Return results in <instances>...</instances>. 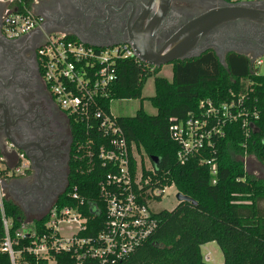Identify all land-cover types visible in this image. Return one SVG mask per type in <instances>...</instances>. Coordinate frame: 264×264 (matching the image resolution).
I'll return each mask as SVG.
<instances>
[{"label": "trees", "instance_id": "trees-1", "mask_svg": "<svg viewBox=\"0 0 264 264\" xmlns=\"http://www.w3.org/2000/svg\"><path fill=\"white\" fill-rule=\"evenodd\" d=\"M170 66L171 77L167 79L158 75V67H147L131 57L118 60L117 79L100 106L109 113L113 100L141 99L144 84L152 77L154 95L149 100L156 109L155 115L140 107L133 116H116L115 122L138 151L158 158L153 174L143 172V175L150 174V186L174 185L177 192L189 196L196 204L181 201L171 209L157 210L154 213L157 226L149 238L115 264H207L200 252V246L207 242H215L219 247L221 264H264V178L250 173L244 162L252 156L264 169V74L252 68L244 53L229 51L222 64L212 49L175 60ZM239 97L242 104L233 107V111H243L252 121L253 128L248 135L242 127L243 114L221 127L222 134L213 137L212 146L180 163L176 158L177 145L169 136V125L174 120L198 114L201 101L209 99L219 104ZM253 111L256 118L252 116ZM67 118L72 139L69 172L66 188L54 206L77 204L69 195L71 187L76 186L83 200L80 211L86 217V227L79 235L93 237L104 223L105 204L99 182L109 168L102 166L96 157L102 140L95 128L97 123L86 133L84 122ZM88 140L95 143L89 146L92 156L87 154ZM78 144H82L80 149ZM207 159L216 164V174L209 172V165L203 162ZM2 199L5 215L12 223L9 235L13 251H19L18 261L45 264V260L24 250L32 243L31 237L14 236V230L24 219L23 210L4 192ZM46 220V213L35 219L36 235L48 233L44 227ZM4 237L0 221V242ZM51 255L55 264L75 263L70 253L51 252ZM0 264H11L7 252L0 251Z\"/></svg>", "mask_w": 264, "mask_h": 264}, {"label": "built area", "instance_id": "built-area-1", "mask_svg": "<svg viewBox=\"0 0 264 264\" xmlns=\"http://www.w3.org/2000/svg\"><path fill=\"white\" fill-rule=\"evenodd\" d=\"M1 1L6 3L2 17L5 36L18 38L41 27L44 19L34 10L40 0ZM225 1L250 3L264 0ZM246 55L252 68L259 69L264 61V53L257 57L253 54ZM36 57L43 83L54 103L65 115L72 117L74 121L84 122L86 133L97 123L95 128L102 140L96 150V157L102 166L109 168L99 182L100 196L105 204L104 223L93 237L79 235L86 227V217L80 211L83 200L79 197L76 186H73L69 195L77 204L58 208L53 203L46 212L47 220L44 223L48 233L38 236L34 229L21 230L14 231V236L31 237L32 243L24 250L36 258H42L45 264H55L51 252L70 253L74 257V264L86 261H93L92 264H115L133 253L149 238L157 226L154 213L159 209L156 205L161 201L166 188L174 187L150 186V174L143 175V172L145 170L153 174L154 166L151 163L149 167H145L141 163L140 151L133 142L126 140L122 129L115 122L116 116L110 112V106L109 113H105L100 106L102 99L108 95L110 85L117 79V61L131 57L142 62L127 43L95 46L60 32L48 33L43 38L36 48ZM241 104L242 97L219 104L208 99L199 103L198 114L174 120L169 125L168 132L172 142L177 145V160L182 163L189 156L212 146L213 137L222 134L221 127L243 114L242 127L248 135L253 128L252 121L243 111H233V107ZM252 116L256 118L257 114L253 111ZM90 144L95 143L88 140L85 144L88 145L87 154L92 156ZM81 147L82 144H78V149ZM203 162L209 165L212 175L216 174V164L212 160ZM21 168L22 164L13 167L6 165L0 152V183L13 173H18ZM2 197L0 185V221L5 233L4 240L0 242V251L7 252L11 264H32L18 261L19 251L12 249L9 235L12 223L5 215ZM155 197L160 199L157 201ZM177 203L176 199L175 205ZM204 260H208L207 255Z\"/></svg>", "mask_w": 264, "mask_h": 264}, {"label": "flooded vegetation", "instance_id": "flooded-vegetation-1", "mask_svg": "<svg viewBox=\"0 0 264 264\" xmlns=\"http://www.w3.org/2000/svg\"><path fill=\"white\" fill-rule=\"evenodd\" d=\"M159 1L40 0L34 10L46 17L49 31L41 25L9 38L2 30L6 3L0 0V152L13 166L22 164L18 173L4 180L3 188L22 210L29 207L41 217L65 190L72 143L68 118L41 78L36 48L52 32L102 46L146 34L164 11ZM217 5V0H170L155 49L193 17ZM215 41L219 52L253 54L264 49V28L246 21L227 23L212 30L198 47Z\"/></svg>", "mask_w": 264, "mask_h": 264}, {"label": "water", "instance_id": "water-1", "mask_svg": "<svg viewBox=\"0 0 264 264\" xmlns=\"http://www.w3.org/2000/svg\"><path fill=\"white\" fill-rule=\"evenodd\" d=\"M169 2L170 0H160L158 2L160 5H163L162 8L164 11L157 19L154 20V23L150 26L151 28H149V32L146 34L139 33L133 37L130 36V39L122 42L129 44L134 55L142 63L150 67L160 68L162 65L171 64V62L175 60L197 56L207 49H212L219 58L220 63L223 64V58L226 52L238 51L234 49H227L219 52L216 50L218 48L217 41L213 42V44L210 46L198 47L199 43L206 35H208L216 27L236 21H246L264 28V1L250 3H229L225 0H217V7L211 8L193 17L191 20L181 26L170 38H168L160 49L156 50L155 39L157 37L159 28L162 27L164 15L166 13V9L168 8ZM37 15L43 17V19L46 20V17L43 14L37 13ZM44 20L42 29L49 31ZM78 40L83 42L79 38ZM87 44L102 46L92 43ZM192 52L195 53L192 55L188 54ZM263 53L264 49L253 53V56L257 57ZM149 159L152 165L156 167L159 162L158 158L151 156ZM0 185L3 189L4 181H2ZM175 197L178 202L189 201L193 205L196 204V202L189 196H186L180 192H176Z\"/></svg>", "mask_w": 264, "mask_h": 264}, {"label": "rangeland", "instance_id": "rangeland-1", "mask_svg": "<svg viewBox=\"0 0 264 264\" xmlns=\"http://www.w3.org/2000/svg\"><path fill=\"white\" fill-rule=\"evenodd\" d=\"M259 72L264 74V61L259 66ZM158 75L166 77L170 79L171 77V66L169 64L162 65L158 72ZM154 95V84L152 77L148 78L144 84V87L141 92V99H123V100H113L110 102V112L114 116H133L136 111L142 107V109L148 113L149 115H155L156 109L150 103L149 98ZM4 158L6 161V165L13 167V165L8 161V158ZM139 157L141 163L144 164L145 167H149L151 162L149 157L143 152H139ZM247 170L258 177L264 178V169L260 167V165L254 160L252 156L245 158ZM6 188L2 189V192L5 193ZM177 190L175 187L166 188L164 195L161 198V201L156 208L158 209H171L174 207L176 203L175 193ZM24 219L20 225L19 230H14L15 232L22 231H30L33 230V223L35 219L40 217V214H34L29 207L23 208ZM200 252L205 259L206 255L208 256L207 264H219L222 262V253L215 242H207L200 246Z\"/></svg>", "mask_w": 264, "mask_h": 264}, {"label": "crops", "instance_id": "crops-1", "mask_svg": "<svg viewBox=\"0 0 264 264\" xmlns=\"http://www.w3.org/2000/svg\"><path fill=\"white\" fill-rule=\"evenodd\" d=\"M220 263H222V262H220ZM220 263H219V264H220Z\"/></svg>", "mask_w": 264, "mask_h": 264}]
</instances>
